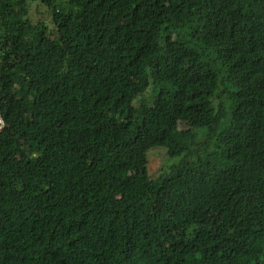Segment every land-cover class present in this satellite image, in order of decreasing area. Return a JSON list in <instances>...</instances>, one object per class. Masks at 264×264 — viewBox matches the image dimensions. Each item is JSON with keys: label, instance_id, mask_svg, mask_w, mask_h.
<instances>
[{"label": "trees", "instance_id": "obj_1", "mask_svg": "<svg viewBox=\"0 0 264 264\" xmlns=\"http://www.w3.org/2000/svg\"><path fill=\"white\" fill-rule=\"evenodd\" d=\"M0 264H264V0H0Z\"/></svg>", "mask_w": 264, "mask_h": 264}, {"label": "rangeland", "instance_id": "obj_2", "mask_svg": "<svg viewBox=\"0 0 264 264\" xmlns=\"http://www.w3.org/2000/svg\"><path fill=\"white\" fill-rule=\"evenodd\" d=\"M29 19L34 23H44L49 30H53V23L49 16L47 9L44 5L39 2L31 1L29 3ZM155 89L150 85L142 95L138 96L134 101L133 105H136L140 98L146 102L150 103L151 98L155 95ZM179 128L184 129L186 125L181 124ZM183 157H168L165 149L161 147H154L147 152V174L150 178L154 179L158 175L167 172L171 167H176L180 165Z\"/></svg>", "mask_w": 264, "mask_h": 264}]
</instances>
